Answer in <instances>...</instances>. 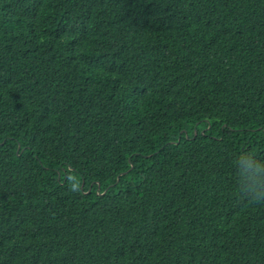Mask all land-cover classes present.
<instances>
[{
	"label": "trees",
	"instance_id": "1",
	"mask_svg": "<svg viewBox=\"0 0 264 264\" xmlns=\"http://www.w3.org/2000/svg\"><path fill=\"white\" fill-rule=\"evenodd\" d=\"M0 264H264V0H0Z\"/></svg>",
	"mask_w": 264,
	"mask_h": 264
}]
</instances>
